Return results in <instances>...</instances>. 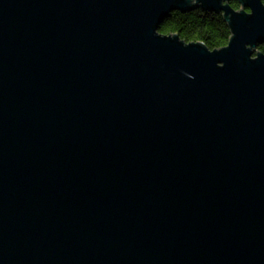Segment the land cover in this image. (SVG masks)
I'll use <instances>...</instances> for the list:
<instances>
[{"label": "water", "instance_id": "obj_1", "mask_svg": "<svg viewBox=\"0 0 264 264\" xmlns=\"http://www.w3.org/2000/svg\"><path fill=\"white\" fill-rule=\"evenodd\" d=\"M0 0V264H264L262 0ZM223 13L209 50L159 32Z\"/></svg>", "mask_w": 264, "mask_h": 264}, {"label": "trees", "instance_id": "obj_2", "mask_svg": "<svg viewBox=\"0 0 264 264\" xmlns=\"http://www.w3.org/2000/svg\"><path fill=\"white\" fill-rule=\"evenodd\" d=\"M262 2L264 4V0ZM231 6L235 10L241 8L237 0L232 1ZM159 32L165 35L178 34L186 43L202 42L212 51L227 46L232 36L223 13L205 10L174 12L163 22ZM257 50L264 53V44H260Z\"/></svg>", "mask_w": 264, "mask_h": 264}]
</instances>
